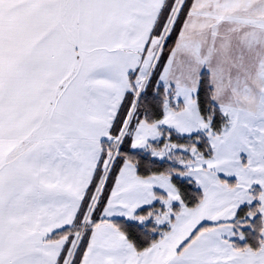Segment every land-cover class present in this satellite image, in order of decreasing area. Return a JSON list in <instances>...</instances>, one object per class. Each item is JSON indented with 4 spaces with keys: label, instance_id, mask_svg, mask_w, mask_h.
I'll return each mask as SVG.
<instances>
[{
    "label": "snow or ice",
    "instance_id": "snow-or-ice-1",
    "mask_svg": "<svg viewBox=\"0 0 264 264\" xmlns=\"http://www.w3.org/2000/svg\"><path fill=\"white\" fill-rule=\"evenodd\" d=\"M0 264H264V0H0Z\"/></svg>",
    "mask_w": 264,
    "mask_h": 264
}]
</instances>
